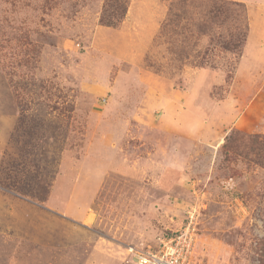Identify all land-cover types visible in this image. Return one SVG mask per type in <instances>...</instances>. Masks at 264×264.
Returning a JSON list of instances; mask_svg holds the SVG:
<instances>
[{
    "label": "rangeland",
    "instance_id": "374dc122",
    "mask_svg": "<svg viewBox=\"0 0 264 264\" xmlns=\"http://www.w3.org/2000/svg\"><path fill=\"white\" fill-rule=\"evenodd\" d=\"M105 1L0 0V264H264V0Z\"/></svg>",
    "mask_w": 264,
    "mask_h": 264
},
{
    "label": "built area",
    "instance_id": "2783aa9c",
    "mask_svg": "<svg viewBox=\"0 0 264 264\" xmlns=\"http://www.w3.org/2000/svg\"><path fill=\"white\" fill-rule=\"evenodd\" d=\"M191 222L183 231L161 238L156 248L136 249L130 264H197L194 259L196 231Z\"/></svg>",
    "mask_w": 264,
    "mask_h": 264
},
{
    "label": "trees",
    "instance_id": "16d2710c",
    "mask_svg": "<svg viewBox=\"0 0 264 264\" xmlns=\"http://www.w3.org/2000/svg\"><path fill=\"white\" fill-rule=\"evenodd\" d=\"M130 0H106L100 22L104 25L117 27L123 21L129 6ZM224 0H208L207 16L212 18L227 17L226 10L223 8ZM242 6V5H240ZM243 24L241 31L232 34L221 41V46L226 50L238 51L247 39L249 25L247 15L244 13L242 19H238ZM231 136H228L230 139ZM228 144H225L227 147Z\"/></svg>",
    "mask_w": 264,
    "mask_h": 264
}]
</instances>
